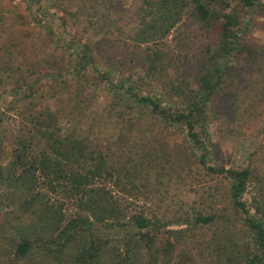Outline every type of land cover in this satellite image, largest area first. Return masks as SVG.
I'll use <instances>...</instances> for the list:
<instances>
[{"label": "trees", "instance_id": "1", "mask_svg": "<svg viewBox=\"0 0 264 264\" xmlns=\"http://www.w3.org/2000/svg\"><path fill=\"white\" fill-rule=\"evenodd\" d=\"M26 1L23 0L22 4L28 9L29 23L33 21L43 30L50 55L55 50L67 59L64 61L69 69L61 74L47 72L48 77L54 78V85L64 90L83 85L87 76H96L107 86L110 83L108 89L113 87V95L106 103V109L116 111L114 122L119 128L116 138L103 141L92 127H82L88 118L82 109L87 107H81L83 99L78 96L72 97V105L67 108L70 115L65 116L64 121H70V125L66 127L62 113L38 101L39 95L33 90L32 83L24 80L23 85L17 83L24 78L16 80L13 58L0 62V74H7L4 75L6 78L14 76L16 80L7 93L11 97L8 109H0V151L6 147L9 157L6 164L0 163V173L5 171L2 180L12 187L13 202L22 206L21 214L11 217L21 227L19 231L15 228L17 226L12 228L11 241L17 255L22 257L37 251L48 261L63 264L67 250L72 249L80 264H103L106 261L107 264H158L162 246L154 233L151 218L140 210L131 209L129 203L120 202L111 188H121L129 196L136 194L134 190H150L153 169L172 163V158L174 161L183 159L180 150H175L171 157L164 150L167 149L165 141L154 146L153 134L150 136L154 122L161 126L159 135L172 129L185 135L190 147L201 148V134L209 121L207 106L211 95L219 91L218 88L228 90L227 80L236 70L239 73L246 70L245 73L251 75L253 70L262 72L264 47L253 50L252 45L239 40V12L234 7L231 10L226 7L232 0H137L135 13L138 18L130 40L134 50L121 57L141 68L151 82L155 81L157 86L141 91L131 75H125L123 71L116 77L111 75L112 69L118 73L120 60L112 61L113 67L107 63L102 67L99 58L103 56L97 59L98 56L93 55L86 44L79 43L73 33L66 28L63 29L66 34L58 33L48 24V17L53 15V5L48 3L61 6L63 0H47L48 3L41 2L35 9ZM116 2L70 0L63 12L69 18L85 17L94 34L104 39L114 34L115 29L120 31L123 9ZM235 2L245 11L257 14L264 11V0ZM186 10L204 26L216 27L218 37L202 53V67L188 70L185 80L175 81L166 71L171 58H167V50L156 43L163 41ZM130 41L123 40L122 44ZM98 43L96 55H105L106 51L112 50L111 43L119 42L113 39L110 44ZM141 44L147 45L142 48ZM58 60L60 58L55 62ZM26 61L34 59L26 58ZM241 61H245L244 67L239 65ZM44 67L54 66L45 59ZM23 71L30 72L29 68ZM157 87L175 92L171 93L175 106L163 101L164 92L153 91ZM77 91H80L78 86ZM194 158L207 171L219 174L225 180L227 201L233 211L242 216L237 219L239 221L234 222V217L231 222L240 223L250 234L251 242L238 255V263L264 264V209L255 201L253 212H250L243 199L250 176L249 167H215L206 162L203 153L194 154ZM51 194L60 195L61 199L57 201ZM67 204L73 209L71 213H66ZM22 215L29 221L20 224ZM220 216L215 210L200 211L194 221L197 224L217 223L227 229L229 219ZM96 222H103L106 228L129 225L131 229L119 246L111 243L114 239L109 238L108 232L105 240L93 233ZM106 249L111 251L106 252Z\"/></svg>", "mask_w": 264, "mask_h": 264}, {"label": "rangeland", "instance_id": "2", "mask_svg": "<svg viewBox=\"0 0 264 264\" xmlns=\"http://www.w3.org/2000/svg\"><path fill=\"white\" fill-rule=\"evenodd\" d=\"M23 0H0V62L13 58L16 66V80L18 84L32 83L33 90L39 95L38 101L47 103L50 108L58 110L65 126L70 121H64L68 109L72 105V97H82L81 107L88 116L82 127L90 126L93 132L105 141L116 138L119 124H115L116 111L106 109V103L112 99L113 90L111 84L102 83L96 76H87V82L83 85L70 87L69 90L61 89L54 85V78L50 79L47 72L63 73L68 68L67 60L54 51L55 56L50 55L49 45H46L43 30L30 21L28 9L22 4ZM47 0H28L35 9L39 3ZM236 0H232L227 9H236L240 15L239 40L253 46V50L264 47V14L254 13L238 8ZM48 3V2H47ZM70 0H63L62 5H53L52 17H48V24L58 33L66 34L63 29L75 35L79 43H84L95 53L100 62L114 66L112 61L120 60L117 72L111 75H131L133 82L138 83L141 91L151 90L155 81L148 79L146 73L137 65L128 63L121 56L126 52L133 51L130 45L133 30L137 23L138 15L135 13L137 0H117L116 5H121L123 12L120 20V31L114 30V34L102 37L95 35L83 16L79 19L69 18L64 9L69 6ZM45 14V13H43ZM46 15V14H45ZM41 17V15H40ZM39 17V18H40ZM65 19V20H64ZM48 25V26H49ZM63 26V27H62ZM217 36L216 27L204 26L188 10L184 12L166 36L156 44L166 49V57L171 58L166 68L167 73L175 81L185 80L186 72L199 66L202 67L205 48L212 44ZM100 37V38H99ZM218 37V36H217ZM119 43H111V40ZM123 40L130 41L123 45ZM98 42L112 45V50L104 54L96 55ZM150 43L149 45H151ZM147 44H141L144 48ZM154 46V45H152ZM151 47V46H150ZM264 58V51L261 53ZM57 55V56H56ZM26 58L34 61H26ZM56 58L60 60L55 62ZM49 61L53 68H45L44 60ZM262 72L253 70V75L243 72L232 73L228 78V90L223 87L211 95L208 103L209 121L205 131L201 134L202 147H190L185 141V135L177 134L172 129L164 130L159 135L161 126L154 122L151 126L154 146L158 147L160 141H165L166 152L174 156L175 150L181 151L183 159L164 164L163 167L155 168L150 176V190H134L135 195L129 196L121 188L114 190V196L120 202L130 205L131 209L142 211L153 222L154 232L158 242L162 246L158 253V264H237L239 254L243 252L246 245L251 242L249 232L240 223H232L234 217L237 222L241 214L233 211L226 194V182L219 174L211 173L195 161L194 154L205 155L209 165L226 168H240L248 166L250 176L247 188L243 195L250 212H253L255 201L261 203L264 209V59H262ZM245 61L240 62L244 67ZM101 67V68H102ZM242 67V69H243ZM30 72H24L27 69ZM116 68V67H115ZM103 69V68H102ZM242 71V70H241ZM23 73L22 75L20 74ZM7 76V74L4 73ZM0 74V109L9 107L10 96L7 94L15 83L14 76L6 78ZM116 77V76H115ZM118 77V76H117ZM113 79V78H112ZM165 81V79H163ZM192 81V80H191ZM162 82V81H161ZM160 82V84H161ZM114 80H112V84ZM27 90V89H24ZM165 93L164 100L167 104H173L171 93L165 87H157L153 91ZM167 90V91H165ZM40 91V92H39ZM151 92V91H150ZM170 93V96L168 95ZM41 94V95H40ZM171 99L173 101H171ZM177 99V98H175ZM171 101V102H169ZM88 104V105H87ZM90 105V106H89ZM68 108V109H67ZM114 116V120H112ZM172 133V134H171ZM166 134V135H165ZM201 146L200 144H197ZM7 148L0 151V163L8 162ZM5 171L0 173V264H59L44 258L40 252L34 251L20 257L15 250V244L11 241L12 228L21 229L18 222L11 219L21 214L22 206L13 202L12 187L8 182H3ZM137 195V196H136ZM136 196V197H135ZM55 200H60V195L51 194ZM66 213H71V205L67 204ZM129 209V210H131ZM220 214V218L229 219L228 228L216 224L195 223L194 217L197 212H212ZM264 211V210H263ZM5 218H10L4 221ZM20 224L29 221L27 216L22 215ZM219 223L223 224L220 220ZM7 226V227H6ZM11 227V228H10ZM17 229L13 231L17 232ZM131 229L125 227L106 228L103 222H96L93 233L101 235V239H114L111 243L122 245V240ZM127 232V233H126ZM152 232V230H151ZM65 255L63 264H80L75 258V250L69 249ZM110 249H106V252ZM44 252V250L42 251ZM107 256L105 259L107 260ZM106 261L103 264H107ZM239 264V263H238Z\"/></svg>", "mask_w": 264, "mask_h": 264}]
</instances>
